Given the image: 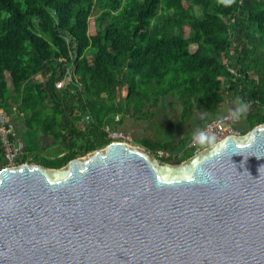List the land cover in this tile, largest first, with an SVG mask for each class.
Returning a JSON list of instances; mask_svg holds the SVG:
<instances>
[{
    "label": "trees",
    "instance_id": "trees-1",
    "mask_svg": "<svg viewBox=\"0 0 264 264\" xmlns=\"http://www.w3.org/2000/svg\"><path fill=\"white\" fill-rule=\"evenodd\" d=\"M229 100L247 104L244 133L264 123V0H0V109L18 111V163L60 168L106 146V125L181 126L198 110L204 124ZM42 135L57 150L43 154ZM191 137L138 143L175 154Z\"/></svg>",
    "mask_w": 264,
    "mask_h": 264
},
{
    "label": "water",
    "instance_id": "water-1",
    "mask_svg": "<svg viewBox=\"0 0 264 264\" xmlns=\"http://www.w3.org/2000/svg\"><path fill=\"white\" fill-rule=\"evenodd\" d=\"M0 264H264V123L179 164L110 142L0 168Z\"/></svg>",
    "mask_w": 264,
    "mask_h": 264
},
{
    "label": "built area",
    "instance_id": "built-area-1",
    "mask_svg": "<svg viewBox=\"0 0 264 264\" xmlns=\"http://www.w3.org/2000/svg\"><path fill=\"white\" fill-rule=\"evenodd\" d=\"M69 77L66 78L65 82H68ZM57 87L61 86V82L56 83ZM18 113L15 107L12 108V114H8L2 109H0V148L4 163L2 167H13L18 166V158L22 154V142H17L14 138V122L13 117ZM119 116H116V120ZM90 120V115L87 114L82 119V123H87ZM238 118L234 117L232 113L220 114L211 120L205 122L198 130H203L209 134V139L205 142H200L194 133L191 137L190 142L187 144L186 148L178 153H172L165 149H158L155 152V156L158 159L165 160L167 163L183 162L187 158H184V153L188 149L191 152V156L200 153L202 150L218 143L228 136H241L244 134L238 126ZM104 130L107 133V137L110 142H123L129 145L137 146L135 139L126 131L119 128H112L110 125H106ZM184 151V152H183ZM189 156V157H191ZM188 157V158H189ZM181 160V161H179ZM1 167V168H2Z\"/></svg>",
    "mask_w": 264,
    "mask_h": 264
},
{
    "label": "rangeland",
    "instance_id": "rangeland-1",
    "mask_svg": "<svg viewBox=\"0 0 264 264\" xmlns=\"http://www.w3.org/2000/svg\"><path fill=\"white\" fill-rule=\"evenodd\" d=\"M90 32H93V16L90 17ZM195 49V45H191L190 46V50L193 51ZM238 103L236 102V100H229L228 102L226 103H223L221 105V108H222V114H225V113H233V111L238 108ZM172 114L174 116V120L175 119H178V111L175 110V111H172ZM203 116H208L206 113H204L203 111H196L195 113V120L192 121V124L190 123H186V124H183L181 126H178V124H175L173 123L171 126L170 125H167L165 123H162V124H154L153 122L147 120L145 121L144 123H136L134 124L133 123V119L129 122H132L130 125H134L132 126V129H133V132H128L134 139L135 138H140V137H152V136H158L159 133L162 135V138L164 139H170L172 136H176V135H179L188 130L189 127L193 126L195 127L196 125H198V121L200 120L201 117ZM161 117H163V115H161ZM237 126L241 129V130H244L246 128V121H245V118L244 116H240L238 118V123H237ZM123 130V129H122ZM52 142H53V139L51 138L50 139ZM138 143V142H136ZM47 144V142H46ZM137 146H141L143 147L141 144L138 143ZM54 147H55V144H54ZM57 150V147H55L53 150ZM52 150V151H53ZM181 162H175V163H171V164H179Z\"/></svg>",
    "mask_w": 264,
    "mask_h": 264
},
{
    "label": "crops",
    "instance_id": "crops-1",
    "mask_svg": "<svg viewBox=\"0 0 264 264\" xmlns=\"http://www.w3.org/2000/svg\"><path fill=\"white\" fill-rule=\"evenodd\" d=\"M12 119H13L14 127H15V129H14V138H15V140L17 142H22L23 141V131H22V128H21V123H20V121L18 119H16V117H13ZM131 120H132L131 118H125L123 120V123L121 124L120 128L123 129L126 132H132L134 134L133 129H132V126H134V125H130L132 122H129ZM132 121H133L134 124H136L137 122L141 123L140 121H136V120H132ZM189 123L192 124V122H189ZM202 124L203 123H201V121L199 120L198 121V125H196L195 127H193V126L189 127L188 130H186V131H184L182 133V135L179 134V135H176L174 137L172 136V139L178 140L179 138L183 137L186 134L192 136L193 133L198 128H200ZM143 138H145V137H140L139 139L135 138V141L139 142ZM50 139H51L50 137H46L44 135H42L40 137V142H41V145H42L41 147H42V150H43V154L51 152L56 147V146L54 147V140L52 142ZM46 142H47V144H46ZM3 163H4V159H3V156H2V152L0 150V166H2Z\"/></svg>",
    "mask_w": 264,
    "mask_h": 264
},
{
    "label": "clouds",
    "instance_id": "clouds-1",
    "mask_svg": "<svg viewBox=\"0 0 264 264\" xmlns=\"http://www.w3.org/2000/svg\"><path fill=\"white\" fill-rule=\"evenodd\" d=\"M247 104L246 102H241L238 108H236L232 115L236 118H239L246 110ZM194 136L200 141V142H205L207 141L210 137L209 134L203 130H198V132L194 133Z\"/></svg>",
    "mask_w": 264,
    "mask_h": 264
}]
</instances>
